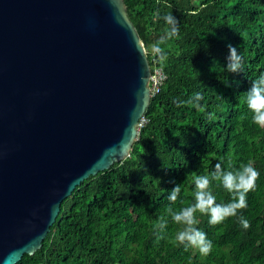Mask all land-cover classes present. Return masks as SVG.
I'll list each match as a JSON object with an SVG mask.
<instances>
[{
	"label": "trees",
	"instance_id": "1",
	"mask_svg": "<svg viewBox=\"0 0 264 264\" xmlns=\"http://www.w3.org/2000/svg\"><path fill=\"white\" fill-rule=\"evenodd\" d=\"M129 18L147 50L166 74L151 97L129 155L84 179L60 204L54 223L33 255L15 264H264V128L252 121L246 103L251 82L264 74V0H124ZM171 12L179 37L152 47L168 29L159 18ZM243 57L240 73L226 70L228 45ZM195 93L199 107L188 103ZM174 99L184 101L177 107ZM251 161L259 172L247 194V207L223 223L198 227L213 243L207 256L175 241L182 227L176 210L194 202L192 173L210 174L217 162L225 170ZM181 193L173 204L170 190ZM217 202L232 194L218 181ZM243 215L251 227L239 223ZM167 220L163 233L154 225Z\"/></svg>",
	"mask_w": 264,
	"mask_h": 264
},
{
	"label": "water",
	"instance_id": "2",
	"mask_svg": "<svg viewBox=\"0 0 264 264\" xmlns=\"http://www.w3.org/2000/svg\"><path fill=\"white\" fill-rule=\"evenodd\" d=\"M149 74L124 0H0V264L33 255L62 200L129 155Z\"/></svg>",
	"mask_w": 264,
	"mask_h": 264
},
{
	"label": "clouds",
	"instance_id": "3",
	"mask_svg": "<svg viewBox=\"0 0 264 264\" xmlns=\"http://www.w3.org/2000/svg\"><path fill=\"white\" fill-rule=\"evenodd\" d=\"M157 19L162 18L169 26L165 34L152 47L153 53L160 60L166 58V52L160 45L166 40L179 37V20L171 12L163 17L157 13ZM229 55L227 56L226 70L229 73H240L243 68V57L237 48L228 45ZM203 99L201 93H195L188 103L194 107H199ZM174 104L180 107L184 101L174 99ZM246 103L252 112V121L260 128H264V74L251 82L250 88L246 91ZM259 178V172L254 164L249 161L242 164L238 169L225 170L220 162L215 164L214 170L210 174L192 173L194 183V202L179 208L178 210L168 207L167 213L171 220L182 227L175 235V241L184 245L186 248H192L199 254L207 256L212 251L213 243L208 239L206 232L197 225L199 223L198 215H207L210 225L223 223L229 217L237 216L239 210L247 207V194L256 187V181ZM213 181H218L223 188L232 194L228 202H217L216 196L212 191ZM181 193V187L176 184L169 193L168 199L175 203ZM239 223L244 229H249L251 223L243 215L239 217ZM167 226V220L160 217L154 225L158 233H163Z\"/></svg>",
	"mask_w": 264,
	"mask_h": 264
},
{
	"label": "built area",
	"instance_id": "4",
	"mask_svg": "<svg viewBox=\"0 0 264 264\" xmlns=\"http://www.w3.org/2000/svg\"><path fill=\"white\" fill-rule=\"evenodd\" d=\"M166 79V74L163 71L162 67L158 66L157 61L153 63V66H150V74L148 76V85L150 90V97L154 96L159 92L160 87L162 86L164 80ZM147 121L145 116L140 118L138 128Z\"/></svg>",
	"mask_w": 264,
	"mask_h": 264
}]
</instances>
